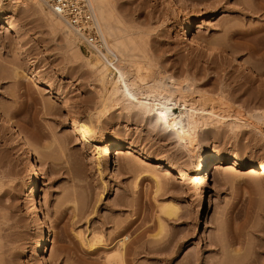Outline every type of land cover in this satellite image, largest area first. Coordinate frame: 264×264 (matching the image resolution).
<instances>
[{
    "label": "rangeland",
    "instance_id": "374dc122",
    "mask_svg": "<svg viewBox=\"0 0 264 264\" xmlns=\"http://www.w3.org/2000/svg\"><path fill=\"white\" fill-rule=\"evenodd\" d=\"M109 1L122 23L138 32L137 41L154 64L150 69L173 76L185 89L175 97L212 108L224 116L216 118L223 125L208 117L190 157L172 134L119 105L100 116V85L86 64L92 56L69 49L64 34H51L33 10L2 1L1 10L19 32L0 28V264H38L34 209L53 233L46 264H107V252L124 233L129 236L124 264H264V178L245 173L264 162V117L254 116L264 113L263 10L252 0H185L183 17L166 0ZM192 20L203 45L182 34ZM206 44L246 60L262 78L221 60ZM28 71L51 88L20 76ZM63 103L70 108L62 109ZM235 116L241 127L231 130ZM73 121L91 122L94 141H83ZM113 143L121 145V152L113 150L114 172L102 160L104 147ZM130 146L134 150L127 155ZM28 149L43 166L36 201L27 189L33 174ZM204 154L221 159L210 164L209 181L191 173L192 162L199 164ZM233 160L240 163L237 169H222ZM167 166L175 178L166 177ZM145 169L168 183L163 191L154 194L151 178L138 176ZM170 199L180 218L165 220L163 238L153 241L157 204ZM93 238L99 243L89 248ZM135 246L163 250L133 256ZM230 249L238 251L237 258Z\"/></svg>",
    "mask_w": 264,
    "mask_h": 264
},
{
    "label": "bare ground",
    "instance_id": "6f19581e",
    "mask_svg": "<svg viewBox=\"0 0 264 264\" xmlns=\"http://www.w3.org/2000/svg\"><path fill=\"white\" fill-rule=\"evenodd\" d=\"M95 18L98 24V35L100 41L104 42L105 50L98 51L97 53H87L92 56V60L86 59V64L90 67L95 75L97 83L100 85V95H99V110L98 114L100 116L105 115L112 107L119 105L121 110L125 111L128 115L140 116L142 119H149L156 126H160L164 131L172 134L175 138L176 144L179 148L185 150L188 156L193 157L197 150V138L198 131H201V127L205 126V120L210 119L215 116V122L223 117L217 115L213 109L194 107L195 105L191 103H186V101H180L175 97L176 93H181L185 89L182 88L180 83L171 75H166L165 73L154 72V65L151 62V58L143 51L140 44L137 41L138 32H134L128 26L124 25L122 21L118 18L115 11L113 10L112 4L109 0H89ZM168 2H174L176 7L180 9L181 15L186 17L188 15L187 6L185 0H166ZM253 6L257 9H262L264 12V0H252ZM8 3L12 5H19L24 8H29L31 11L35 12L37 15L41 16L42 20L45 22V26L54 36L62 35V39L69 47V49H80L78 46V40L76 35L70 30L65 21L51 12L44 3L38 0H12ZM5 5L2 0H0V28L6 31H14L16 34L19 32V27L13 21L11 16H7L8 13H4L1 7ZM195 20L189 21L184 24L182 28L183 36H189L192 43L196 45H203L196 36L193 34V29L195 28ZM17 42L19 38L17 37ZM205 45V44H204ZM208 45V44H206ZM210 49H216L212 45H208ZM255 52L254 49H250ZM217 54L223 61H234L240 68L248 71L252 77L257 79L262 78L259 70L252 64L237 58L235 56H229L221 49H216ZM28 55L22 52V59H27ZM21 77L28 76V80L36 85H40L43 88H51L49 81L45 80L38 74L28 71L26 75H20ZM263 81V80H260ZM189 88V86H188ZM53 95L59 96L56 92H52ZM181 102V103H180ZM179 107L178 113L174 112L175 107ZM70 107L67 103H63L62 109L68 110ZM215 112V113H214ZM212 116V117H211ZM257 120L264 117V113L254 115ZM253 116V117H254ZM1 117V114H0ZM218 118V119H216ZM227 118V116H226ZM260 118V119H259ZM213 119V118H212ZM225 119V118H224ZM228 125L231 130L238 129L241 127L239 124L241 119L237 116L232 118ZM218 120V122L220 121ZM213 121V120H212ZM73 125L77 124V121H73ZM225 122V120H224ZM223 122V123H224ZM233 122V123H232ZM220 123V122H219ZM5 124L10 127L11 133H13L20 141V137L16 132L14 126L5 121ZM221 125L222 122L220 123ZM93 127L91 122H78V125L74 126V131H77L79 136L86 143L90 140L94 141L91 137V131ZM133 146L127 148V155H131L133 152ZM116 149V150H115ZM113 150L116 153L121 152V145L119 143L106 144L104 147V152L102 153V160L109 171L114 172L115 168L112 161ZM28 158L31 161V168L33 170L30 182L27 185L28 193L32 196L33 200H37L39 197V191L37 189V181L39 179V174L43 172V166L39 160L35 157V153L32 150L27 151ZM99 154V153H97ZM101 157H96L99 159ZM221 162V159H217L212 154H204L201 157L199 164H193L192 162V172L196 175H203L206 181H209V166L216 161ZM156 167H161L162 163ZM222 169L232 171L237 169V165H240L237 160L232 162L222 163ZM99 166V164H98ZM170 167V166H167ZM174 168L166 169L167 178H175L176 175L173 173ZM246 175L258 180L264 178V162L258 165H251L245 168ZM99 172V171H98ZM145 174V176L151 178L154 185V194H157L165 189L168 185L167 182L163 181L159 176L154 174L148 169L142 170L138 176ZM137 176V177H138ZM137 177L134 181V186L136 187ZM178 185H185V183L179 180ZM158 213L156 215V231L151 237L153 241H160L161 237L165 232V220H173L180 218L179 211L180 208L177 204L170 199V201H165L157 204ZM33 217L35 219L34 228L38 232L40 239L38 241V264H46V258L49 253V245L53 240L52 231L43 225L38 216L37 209L33 211ZM126 234V233H124ZM118 240L117 246L110 249L106 254L107 264H124L125 257L128 254L126 243L129 240V236L124 235ZM121 235V234H120ZM137 236L135 237V240ZM99 243L97 238H93L89 242V248H93ZM153 249L143 246H135L132 250V255H138L141 252L146 254L156 255L159 254L163 248L153 246ZM142 251H141V250ZM231 250V252H230ZM229 252L231 258H237V250L230 249ZM237 251V252H236ZM236 252L235 254H233ZM235 257H234V256ZM196 261V260H195ZM190 264H197L196 262ZM242 261V260H241ZM242 263V262H241ZM239 263V264H241ZM223 264V263H219ZM238 264V263H237ZM244 264V263H243Z\"/></svg>",
    "mask_w": 264,
    "mask_h": 264
},
{
    "label": "built area",
    "instance_id": "2783aa9c",
    "mask_svg": "<svg viewBox=\"0 0 264 264\" xmlns=\"http://www.w3.org/2000/svg\"><path fill=\"white\" fill-rule=\"evenodd\" d=\"M12 1V0H2ZM51 12L61 17L78 40L85 53L104 51V42L98 35V24L89 0H38Z\"/></svg>",
    "mask_w": 264,
    "mask_h": 264
}]
</instances>
